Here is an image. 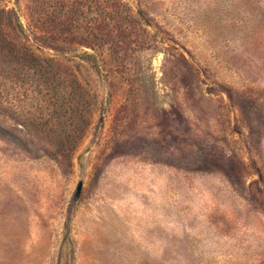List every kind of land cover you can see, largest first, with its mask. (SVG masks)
I'll return each mask as SVG.
<instances>
[{
    "label": "rangeland",
    "instance_id": "1",
    "mask_svg": "<svg viewBox=\"0 0 264 264\" xmlns=\"http://www.w3.org/2000/svg\"><path fill=\"white\" fill-rule=\"evenodd\" d=\"M0 264H264V0H0Z\"/></svg>",
    "mask_w": 264,
    "mask_h": 264
},
{
    "label": "water",
    "instance_id": "2",
    "mask_svg": "<svg viewBox=\"0 0 264 264\" xmlns=\"http://www.w3.org/2000/svg\"><path fill=\"white\" fill-rule=\"evenodd\" d=\"M81 182L78 181L75 187V194H77L79 192V188H80Z\"/></svg>",
    "mask_w": 264,
    "mask_h": 264
}]
</instances>
